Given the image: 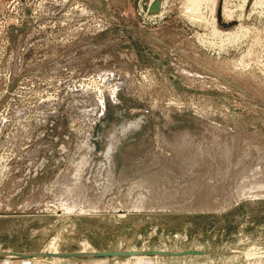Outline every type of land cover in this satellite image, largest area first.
<instances>
[{
    "label": "rangeland",
    "instance_id": "1",
    "mask_svg": "<svg viewBox=\"0 0 264 264\" xmlns=\"http://www.w3.org/2000/svg\"><path fill=\"white\" fill-rule=\"evenodd\" d=\"M196 4L0 0V253L264 264V0ZM93 181L97 207H65Z\"/></svg>",
    "mask_w": 264,
    "mask_h": 264
},
{
    "label": "bare ground",
    "instance_id": "2",
    "mask_svg": "<svg viewBox=\"0 0 264 264\" xmlns=\"http://www.w3.org/2000/svg\"><path fill=\"white\" fill-rule=\"evenodd\" d=\"M197 1L198 0H193V3L195 4V5H197L196 3H197ZM161 5V7H159L160 9L157 11V13H159L160 11H161V9H162V5H163V1H162V3L160 4ZM192 9V8H191ZM194 10V9H193ZM162 13V12H161ZM96 108V107H95ZM102 109L99 107L98 108V111H101ZM102 116V115H101ZM100 116V117H101ZM99 117V115H97L96 116V120L98 119V118H100ZM94 122V121H93ZM127 125V123H125V124H123L122 125V127H124V126H126ZM114 132H116V130L114 131ZM112 135V134H111ZM92 133L90 134V133H88V134H85V136H82V137H84V141L82 142V143H86L87 145H85V146H89V147H92L93 145H94V149H96L95 148V143L92 141ZM110 137V136H109ZM112 138V137H111ZM109 151H110V146H108V152H107V155L109 154ZM106 158V157H105ZM103 163H104V161H103ZM102 163V164H103ZM85 164H86V162H85ZM84 163H79L77 166H75L73 169H74V176L75 177H77L76 178V180L79 182V184H80V181H82V179H84V177H85V175L89 172V170H88V168H89V166H86ZM101 174V173H100ZM102 175V174H101ZM106 178V177H105ZM101 179H104L103 177H101ZM108 179V178H107ZM75 180V181H76ZM97 179H95V181H96ZM106 180V179H105ZM109 180V179H108ZM84 181V180H83ZM78 182H76V183H78ZM74 186H76L75 184H73ZM94 185H95V182L93 181V183H92V185H87V186H80V187H73V186H69V187H67V189H66V192L65 193H63V195H64V198H65V200H63V202H64V205H65V207L66 208H68V206H69V208L68 209H70V208H72V207H81V203L83 202H90V201H93V203H92V207L91 208H93V207H97L96 206V204H99L98 202L100 201V197H97V195H96V197H95V199H93V198H87L88 196H85V192L86 191H90L91 193H93L94 191H95V187H94ZM108 185V184H107ZM100 187H102V185L100 186ZM106 187V186H105ZM82 191H84V192H82ZM90 193V194H91ZM83 207V206H82ZM81 207V208H82ZM65 208V209H66ZM66 212H70L69 210L68 211H66ZM120 212H123V211H120ZM65 214V213H64ZM56 238V237H55ZM56 239H58V238H56ZM56 242H57V240H55V239H53L52 240V244H50L49 246H48V249H47V251H39L40 253H41V255H26V256H22V255H18V254H16V253H14V252H2V253H0V255H9V256H12V257H22V258H30V257H32V258H30V262H31V264H43V263H40V262H38L36 259V261L34 260V258H47L49 261H51V263L52 264H67V259H65V258H72V257H74L73 255H68V256H65L64 254H62V252H60V251H58V248H56ZM53 247V248H52ZM90 248V244L87 242V241H85L84 242V245H83V249L81 250V251H78V252H84V253H87V252H94V251H96L94 248H92V249H89ZM54 251V252H53ZM252 251V250H251ZM250 251V253H252ZM261 251V250H260ZM262 252H264V251H262ZM49 253L51 254V255H49ZM67 253H70V252H67ZM71 253H74V252H71ZM247 253H248V251H247ZM27 254V253H26ZM142 254H144V253H134L133 255H131L132 257H130L129 259V263H130V261L132 262V263H134V264H147V262L149 261V259H148V257H146V256H144V255H142ZM77 256H94V255H77ZM142 256H144V258L142 257ZM157 256V255H156ZM48 257H53L52 259H49ZM7 258H5L4 260H6ZM95 259H98V258H95ZM94 259V260H95ZM103 259H105V258H103ZM142 259H144V260H142ZM45 260V259H44ZM34 261V262H33ZM68 261H69V259H68ZM122 262V261H121ZM94 263H96V264H100V262H99V260L98 261H94ZM102 263V262H101ZM2 264H7L5 261H4V263H2Z\"/></svg>",
    "mask_w": 264,
    "mask_h": 264
},
{
    "label": "water",
    "instance_id": "3",
    "mask_svg": "<svg viewBox=\"0 0 264 264\" xmlns=\"http://www.w3.org/2000/svg\"><path fill=\"white\" fill-rule=\"evenodd\" d=\"M205 251L201 250H182V251H168V250H131V251H94V252H74V253H62L65 256L68 255H94V256H117V255H133L134 253H148V254H160V255H185V254H200ZM18 255L26 256V255H41L40 252H34V253H16ZM49 255H51L49 253Z\"/></svg>",
    "mask_w": 264,
    "mask_h": 264
}]
</instances>
